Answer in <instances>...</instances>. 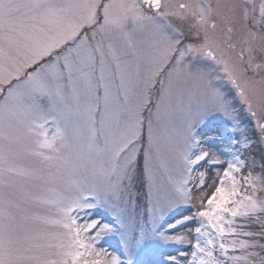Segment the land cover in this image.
<instances>
[{
  "label": "snow or ice",
  "instance_id": "obj_1",
  "mask_svg": "<svg viewBox=\"0 0 264 264\" xmlns=\"http://www.w3.org/2000/svg\"><path fill=\"white\" fill-rule=\"evenodd\" d=\"M0 264H264V0H0Z\"/></svg>",
  "mask_w": 264,
  "mask_h": 264
},
{
  "label": "rangeland",
  "instance_id": "obj_2",
  "mask_svg": "<svg viewBox=\"0 0 264 264\" xmlns=\"http://www.w3.org/2000/svg\"><path fill=\"white\" fill-rule=\"evenodd\" d=\"M211 193H210V191H209V195H210ZM181 231H184L183 229H181ZM179 247V246H178ZM190 250V249H189Z\"/></svg>",
  "mask_w": 264,
  "mask_h": 264
}]
</instances>
